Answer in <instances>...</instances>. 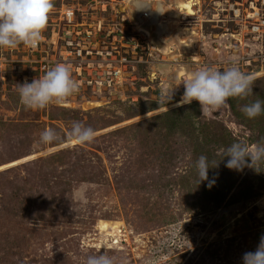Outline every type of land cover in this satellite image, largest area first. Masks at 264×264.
Listing matches in <instances>:
<instances>
[{
  "label": "rangeland",
  "instance_id": "374dc122",
  "mask_svg": "<svg viewBox=\"0 0 264 264\" xmlns=\"http://www.w3.org/2000/svg\"><path fill=\"white\" fill-rule=\"evenodd\" d=\"M53 5L36 48L0 49V264L101 253L117 264H242L264 236V163L230 170L220 152L264 143V114L242 112L264 101V0ZM232 60L253 78L246 97L205 114L179 103L193 71ZM57 63L73 67L78 89L26 108L19 84ZM74 122L94 129L92 142L67 138ZM48 128L57 139L43 144ZM201 155L211 188L199 183Z\"/></svg>",
  "mask_w": 264,
  "mask_h": 264
},
{
  "label": "clouds",
  "instance_id": "9594fccd",
  "mask_svg": "<svg viewBox=\"0 0 264 264\" xmlns=\"http://www.w3.org/2000/svg\"><path fill=\"white\" fill-rule=\"evenodd\" d=\"M53 6V0H0V49H16L20 45L36 48L42 39ZM146 8L150 7L141 9ZM229 63L231 66L223 70L203 65L193 71L183 83L184 92L179 103L191 104L195 100L201 106L202 114H205L223 106L229 98L246 97L253 91V78L241 71L238 67L239 60ZM78 87V82L73 78V67L68 63H57L42 77L19 84L18 93L20 102L26 108L40 110L53 101L59 102L70 97ZM171 99L172 91L162 93L159 102L167 104ZM242 112L247 118L254 119L264 114V101L251 102L242 108ZM94 136V129L80 122H74L67 134L70 141L79 145L92 142ZM56 139L57 135L51 128L40 135V142L43 144H50ZM220 155L223 156L222 160L228 158L225 167L230 170L241 171L244 167L257 170L255 165L264 163V143H257L250 148L235 142L221 150ZM195 167L199 183L207 181V186L211 188L216 181L209 178V169L214 167L209 166L208 157L201 155L195 162ZM85 264L117 262L108 254L101 253L88 256ZM242 264H264V236H261L255 251L243 255Z\"/></svg>",
  "mask_w": 264,
  "mask_h": 264
},
{
  "label": "bare ground",
  "instance_id": "6f19581e",
  "mask_svg": "<svg viewBox=\"0 0 264 264\" xmlns=\"http://www.w3.org/2000/svg\"><path fill=\"white\" fill-rule=\"evenodd\" d=\"M140 4H141V3H138L139 6H141ZM142 5L144 6V4H142Z\"/></svg>",
  "mask_w": 264,
  "mask_h": 264
}]
</instances>
